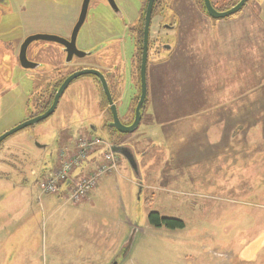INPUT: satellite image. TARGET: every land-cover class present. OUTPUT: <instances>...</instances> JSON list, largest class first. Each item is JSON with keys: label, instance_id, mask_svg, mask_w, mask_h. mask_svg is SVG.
<instances>
[{"label": "rangeland", "instance_id": "obj_1", "mask_svg": "<svg viewBox=\"0 0 264 264\" xmlns=\"http://www.w3.org/2000/svg\"><path fill=\"white\" fill-rule=\"evenodd\" d=\"M162 1L168 6L176 1L186 11L180 13V42L190 46L193 37L192 46L200 55L216 52L212 45L219 23L248 21L261 28L253 31L251 42H245V60L230 61L229 77L213 76V87L202 93L193 87L199 75L189 70V56L181 48L173 52L164 67L154 72L158 80L149 78L141 122L125 138L137 168L125 156L114 154L116 170L100 176L81 200L68 199L64 186L56 193L43 192L39 183L58 164L60 151H74L81 137L98 138L101 143L73 170L76 176L100 161L92 162L94 155L103 154L112 143L118 145L104 126L110 113L98 105L104 94L93 79L73 80L50 116L3 140L0 264H111L115 260L117 264H264V0H248L238 12L221 19L210 18L201 0ZM211 1L222 11L237 0ZM11 2L20 18L2 14L0 31L14 26L18 32L9 34L14 38L29 33L57 35L62 21L67 26L60 34L68 35L81 4V0H61V7L48 9L46 0H36L30 10L28 1ZM134 5L140 10L142 4L139 0L123 2L122 22L104 0H92L76 41L80 50H97L98 62L108 58L113 48L110 63H119L120 81L118 91L111 85L110 90L119 115L128 120L140 89L130 63L131 37L123 26L136 20L139 10L135 12ZM164 9L170 12V7ZM107 30L112 32L106 35ZM110 38L115 40L104 42ZM60 49L53 42H32L28 55L38 64L33 70L16 66L2 53L0 134L24 121L33 99L51 92L56 72L65 75L78 64L93 62L89 55L66 63ZM31 50H37V55L32 56ZM180 63L179 77L173 69ZM85 79L100 94L84 88ZM222 84L228 96L220 94ZM162 91L167 107L159 105ZM223 100L230 110L209 107ZM234 107L241 108L239 126L217 119L226 111L231 117ZM232 129L239 137L223 141L221 133ZM152 211L179 219L184 226L153 227L148 220Z\"/></svg>", "mask_w": 264, "mask_h": 264}, {"label": "flooded vegetation", "instance_id": "obj_2", "mask_svg": "<svg viewBox=\"0 0 264 264\" xmlns=\"http://www.w3.org/2000/svg\"><path fill=\"white\" fill-rule=\"evenodd\" d=\"M27 1L29 2V5L26 6V8L30 9V10L33 9V7H31L30 5H31V3L36 2V0H25V2H27ZM91 1L92 0L88 1L87 11H88V8L90 6ZM104 1L106 2V5H108L110 10H112L117 16H119V18L121 19L120 21L124 22V14L125 13H124V8H123V2L127 1V0H111L112 2L110 0H104ZM139 1H141V4H142L140 7V10L138 9V6L134 5V7H135L134 11L136 12L137 10H139L136 20L131 22L129 25L123 24L124 29L127 27L126 30H128L130 37H131L132 53L130 55L131 56L130 57V63L132 65V73L134 71V74H136L137 81L139 79V65H140V59H141V53H142L141 51H142V41H143L144 15H145L149 0H139ZM46 2H47V8L48 9H58L59 7L62 6V3H63V2H61V0H46ZM82 2H83V0H81L78 16L80 13ZM163 5L164 4H163L162 0H153L152 1L151 14H150V25H149V32H148V43H147V56H146V61H147V66H146L147 96H146L145 105H146V102L148 101V96H149V89H148L149 78H151V79L155 78L158 80V77H155L157 75L153 76L154 72L157 74L159 72V70H161V68L164 67V65H165L164 62L166 63L167 61H169L173 52L175 54V52L177 51V49L179 47L180 41H181V35H180L179 31L181 30L180 28H181V24H182L181 17H180V13H181L180 11H182V10H180V8H178V6H176V1H173L170 6H168V5L163 6ZM213 6L215 7L214 4H213ZM167 7L168 8L170 7V12H166V10L164 9ZM8 9H10V12H8V13L3 12V11L8 10ZM0 10H1V19H2V14H4V13H6V15L7 14H15L16 17L20 18V13L12 5L11 0H0ZM87 11H86V16H87ZM188 11H191V8H188ZM183 12L186 13V11H183ZM78 16H77V19L74 22V24L71 28V31L68 35L63 36L62 34H60V32H62L63 26H67V21L60 22V24L58 26H60L61 31L57 35H55V34H47V35L58 36V37H61L63 39L70 41L72 30H73V27L78 20ZM86 16H85V19H86ZM85 19H84V22H85ZM2 22H3V19L0 21V26H1ZM204 23H206V22H204ZM82 25H81V27H82ZM8 26H10V25H8ZM13 27L9 30L4 29L3 31H0V32L5 31L8 34V35L7 34L3 35V33H0V59L2 58V53L6 54L8 57V61H12V63H14L16 66L23 68L20 64V59H19L22 43L24 42V40L28 36L35 35L36 33L35 34L29 33V34H26L22 37L21 36L15 37V38L10 37L9 34H12V36H14L18 32V30L15 32V28H13ZM81 27L79 28L78 33H79ZM195 29H197V28H195ZM107 32H108V30H107ZM110 32H112V31H109L106 35H108ZM78 33H77L76 39H75V46H76V49L78 51H82L85 54L83 56H76L74 54L69 59H68V52L66 50L68 48H66L64 45H62L58 42H55V41L37 40V41H42V42H53V43L59 44L61 47L60 50L64 53L66 63H69V62L71 63L74 58L81 59V58H84V57L89 56V55H91L90 58H92L91 61H93V62L87 63V65L78 64L77 69L71 70L68 73L66 72L65 75H63V73L61 71L56 72V74H57V77L55 78L56 80H55L54 84L51 85V88L49 89V90H51V92H49V94L47 96L40 97V99L39 98L33 99V108L28 109L29 111H28L27 115H26V113H27V111H26L23 120H27V119L35 116V115L40 114L43 110H45L50 105L55 91L57 90L59 85L63 82V80L67 76H69L70 74H72L76 71L85 70V69L97 70L104 75L108 89H109L111 97H112V100L114 101L116 108H117V111H118L117 100L115 99L113 92L110 90V85H111V86H113L114 89H116L118 91V89H119L118 85H119V81H120L119 63H115V64L110 63V57H113V53H112L113 48L109 49L110 56H108V58L104 56V59L102 60V62H98V56H96V54L94 55V53L97 50L96 51L95 50H89L91 52H88L87 51L88 49L84 50L83 48H81V50H80L79 46H77L76 41H77ZM192 39H193V37H192ZM114 40H115V38H110L109 40L107 39V42L106 41H104V42L110 43V42H113ZM32 42H34V41H32ZM32 42H30L27 45L26 50H25V55H26V59L30 62L29 64H31L33 66V68H23L25 70H33L38 66V64L36 62H34L33 59H31L30 56L28 55V49H29L30 45L32 44ZM105 43H103L102 45L104 46ZM112 46L113 45H109V46L107 45L106 47L111 48ZM31 54H32V56H36L37 50H31ZM95 56H96V58H94ZM149 62H150V65H149ZM1 66L2 65L0 63V67ZM2 70L0 68V75L2 73L1 72ZM83 76H89L91 79H93L95 85L99 86V88H100L99 92L104 94L102 91L100 83L98 82V80L96 79V77L94 75H83ZM79 77H82V76H79ZM79 77H77V78H79ZM1 83H2V81H0V84ZM94 83H92L91 80L85 79L82 82V85L87 90L93 89V91L95 93H97V95H98L100 93L97 91V89H94V88H97L93 85ZM139 88L140 87H139V82H138V88L137 89H139ZM103 96H104V100H102L100 97V100L97 103H99L98 105L101 106V109H103L107 112V108H109V102L107 101L106 96L105 95H103ZM136 96L137 95L134 96V100H133L132 105H135V103L137 102ZM163 96H164V93L162 91V93L160 94L161 102H159V105L161 107L164 106V104H165L164 101L166 99ZM145 105H144V108H145ZM101 115H103V113ZM118 117H119V120L124 124H128L132 119V118L129 120L125 119L124 117L119 115V113H118ZM110 120H111V117L109 114V118L104 120V126L107 128V132H108L109 136L112 137V140H114V141L118 140L119 141L118 145H120V146L128 145V143L125 141V138L127 136H130V135L121 134L116 129L109 128L107 126V124L110 122ZM232 140H228V141H232Z\"/></svg>", "mask_w": 264, "mask_h": 264}, {"label": "water", "instance_id": "obj_3", "mask_svg": "<svg viewBox=\"0 0 264 264\" xmlns=\"http://www.w3.org/2000/svg\"><path fill=\"white\" fill-rule=\"evenodd\" d=\"M88 1L89 0H83V2H82L80 13L78 16V20L73 27L70 41L63 39L61 37H58V36L47 35V34H35V35L28 36L24 40V42L22 43V46H21V52H20V56H19L21 66L23 68H33V66L31 64H29L30 62L26 59L25 50H26L27 45L30 42L37 41V40L55 41V42H58V43L64 45L66 48H68V49H66L68 52V59L74 54L76 56H83L85 53L82 51H78L76 49L75 39H76V35L78 33L79 28L81 27V25L84 22V19L86 16V11H87ZM152 1L153 0H149L145 15H144L143 41H142V51H141L142 53H141V59H140V65H139V81H140L139 95L137 97V102H136V105L134 107L132 120L128 124H124L119 120L118 111H117V108H116L114 101L112 100L110 91L108 89L106 80L104 78V75L97 70L85 69V70L76 71V72L70 74L69 76H67L63 80V82L59 85L57 90L55 91L50 105L45 110H43L40 114L35 115V116H33L27 120H24L20 124H18L16 126L12 127L11 129L1 133L0 134V143L3 140H5L8 136L14 134L15 132L22 130L28 126L34 125L35 123H37V122L47 118L48 116H50L54 112V110L56 109L61 95L63 94V92L67 88V86L70 84V82H72V80L76 79L77 77L83 76V75H94L101 85L102 91H103L104 95L106 96L107 101L109 102V108L108 109H109L111 120L107 124V126H109L110 128L116 129L121 134L133 133L137 129V127L139 126V124L141 122V118H142V114H143V108H144L146 96H147V82H146L147 61H146V56H147L148 32H149V25H150V14H151ZM247 1L248 0H237L229 8L222 10V11L217 10L213 6L211 0H202V4H203V8H204L205 13L210 18L221 19V18L228 17V16L238 12L240 9L243 8V6H245ZM44 146L45 145H39V147H44ZM111 151L114 154L125 156L127 158V160L129 161L130 165L135 169L137 168V162L134 158L133 150L129 145L120 146V145H116V144L112 143ZM111 264H117V261H114Z\"/></svg>", "mask_w": 264, "mask_h": 264}, {"label": "crops", "instance_id": "obj_4", "mask_svg": "<svg viewBox=\"0 0 264 264\" xmlns=\"http://www.w3.org/2000/svg\"><path fill=\"white\" fill-rule=\"evenodd\" d=\"M180 12L184 13L183 11H180ZM260 28H261V25L255 24L253 22L251 23L248 21H246L245 23H240V24H236V23H232V22L219 23L216 26L217 38L213 39V40H216V42H215L214 46L212 45V47H214L216 49V52H214V53L211 52L209 55H200V53L194 49V46H192V40H193L192 38L190 39V41H191L190 46H188V45L184 46L180 42L179 47H178V48H181L180 52H182L186 57L189 56V61L191 62V63H189V70L190 71L193 70V72H195V75L196 74L199 75V76H196V79L198 78V81L195 80V83L193 85V87L196 89L197 93L204 92L205 88H212L213 87L214 81L211 82L213 76H216V78H218L220 76L221 78H224V79L229 77L230 71H228V68H229L228 63L230 61L239 62L242 60V58H243L242 55L245 53V49H244V47L246 46L245 42L246 41L251 42L253 39V37H252L253 31L259 30ZM216 55H217L218 59L214 58ZM247 56L249 58L253 57L250 48L247 49ZM243 60H245V59L243 58ZM199 61L203 62V63L201 64ZM173 70H174V73H176L177 75H178V72L180 74L182 71L181 63H180V67L177 66ZM178 76L180 77V75H178ZM233 76L235 77V74H233ZM152 79L155 81L157 80L155 78H152ZM204 79L207 81L206 83H203ZM219 82H220V87H221V79L219 80ZM219 82H217V83H219ZM168 83H169V81H168ZM225 85L223 86V84H222V89L220 91V94H223V95L227 94L226 96H228V92H227L228 90H226V92L224 90ZM177 86L178 85L174 79V93H175V88ZM152 94H153V97L156 98V91L154 90V88H153ZM226 98H227L226 101H230L229 97H226ZM226 101L224 102V100H223L219 103L218 102L212 103V104H210L209 107L218 108V109H222V110H230L229 106L225 107ZM175 103H176V101L174 98L173 104H175ZM232 109L235 112H233L231 117H229V114H227V111H226V112H222L221 116L219 115L220 117L217 119L220 120L222 123H224V125L230 126L232 124L233 126L234 125L239 126V121L241 120V118H240V113L238 111L241 108L234 107ZM126 116L127 115H125V117ZM235 131H236L235 129H232L230 132H228V130L222 132L221 133L222 135H220L221 139L223 141H225V140L228 141V140L238 138L239 136H237ZM97 159H98V155L97 156L94 155L92 157V162L97 161ZM90 168L91 167H89L83 173H86Z\"/></svg>", "mask_w": 264, "mask_h": 264}, {"label": "built area", "instance_id": "obj_5", "mask_svg": "<svg viewBox=\"0 0 264 264\" xmlns=\"http://www.w3.org/2000/svg\"><path fill=\"white\" fill-rule=\"evenodd\" d=\"M81 138L85 139L82 140ZM81 138L76 145L77 149L74 151H60L58 164L53 170L48 171L39 183V188L43 192L56 193L64 186V193L68 196V199L73 201L81 200L95 186L100 176L116 169L115 155L110 147L107 146V151L98 156L100 161H97L89 171L77 176L72 175L73 170L79 167L83 159L101 143L98 138L86 136ZM107 160H109L108 163Z\"/></svg>", "mask_w": 264, "mask_h": 264}, {"label": "trees", "instance_id": "obj_6", "mask_svg": "<svg viewBox=\"0 0 264 264\" xmlns=\"http://www.w3.org/2000/svg\"><path fill=\"white\" fill-rule=\"evenodd\" d=\"M138 97V95L136 96V98ZM163 107H167L166 104H164ZM148 220L150 225H152L153 227H161V226H167L170 228H182L184 226L183 221L179 220V219H173V218H169V217H163L161 216L158 212L156 211H152L148 214Z\"/></svg>", "mask_w": 264, "mask_h": 264}, {"label": "bare ground", "instance_id": "obj_7", "mask_svg": "<svg viewBox=\"0 0 264 264\" xmlns=\"http://www.w3.org/2000/svg\"><path fill=\"white\" fill-rule=\"evenodd\" d=\"M127 60V59H126ZM116 170V169H115Z\"/></svg>", "mask_w": 264, "mask_h": 264}]
</instances>
